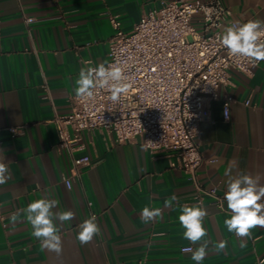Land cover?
Listing matches in <instances>:
<instances>
[{
    "label": "crops",
    "instance_id": "crops-1",
    "mask_svg": "<svg viewBox=\"0 0 264 264\" xmlns=\"http://www.w3.org/2000/svg\"><path fill=\"white\" fill-rule=\"evenodd\" d=\"M165 1L0 0V158L12 174L0 185V264H196L191 253L181 251L198 245L183 238L178 215L180 206L201 201L210 241L201 264H258L264 258V229H252L241 248L224 225L230 218L224 200L229 176L259 175L264 184V61L251 77L230 72L229 85L209 103V116L199 124L203 163L196 185L170 167L172 153H150L138 139L117 145L103 132L85 131L71 154L59 147L54 113L70 111L82 67L106 62L110 18L128 32L142 14ZM221 2L233 23L264 20V0ZM28 18L34 22L26 23ZM8 127L20 133L12 138ZM84 156L90 164L76 174L71 157ZM172 195L178 200L166 208L164 201ZM39 198L57 200L53 212L76 213L74 221H55L62 239L59 255L40 247L22 211ZM145 206L160 208L161 218L144 224L139 214ZM18 210L13 223L10 216ZM92 215L101 235L81 245L77 225ZM221 240L228 247L217 253L212 245Z\"/></svg>",
    "mask_w": 264,
    "mask_h": 264
},
{
    "label": "built area",
    "instance_id": "built-area-1",
    "mask_svg": "<svg viewBox=\"0 0 264 264\" xmlns=\"http://www.w3.org/2000/svg\"><path fill=\"white\" fill-rule=\"evenodd\" d=\"M229 18L221 0L161 2L142 14L128 32L111 17L113 34L105 65L120 67L130 87L117 103L110 100L107 89L96 90L91 99L74 96L70 111L54 113L52 119L59 147L71 154L85 131L103 132L117 145L134 139L141 146L151 141L143 149L172 153L170 167L183 171L196 185L195 174L203 163L197 142L199 124L209 116V103L220 87L229 85L230 72L251 77L258 65L230 56L221 45V28L233 23ZM230 103L229 99L223 103L227 117ZM6 130L12 138L20 133V128ZM71 158L76 174L90 164L86 156ZM208 194L214 197L215 190Z\"/></svg>",
    "mask_w": 264,
    "mask_h": 264
},
{
    "label": "clouds",
    "instance_id": "clouds-1",
    "mask_svg": "<svg viewBox=\"0 0 264 264\" xmlns=\"http://www.w3.org/2000/svg\"><path fill=\"white\" fill-rule=\"evenodd\" d=\"M26 23H33L32 18H28ZM220 43L227 49L228 54L237 58H248L258 64L264 61V20H248L247 22H234L223 30ZM89 64L91 61L88 62ZM127 77L123 70L115 65H105L99 63L97 67H82L78 78L75 79L74 92L78 99H91L96 90L107 89L110 92V100L113 103L119 102L123 93H126L130 87L125 81ZM225 118L227 119V115ZM151 141L145 142L146 145ZM230 171V170H229ZM228 175V173H226ZM12 178L8 166L4 159L0 158V185H4ZM259 175L239 174L235 177L229 176L227 180V190L224 194V200L227 202V209L230 218L224 220V225L229 233H234L240 239V247L247 246V239L251 238V230L255 228L264 229V184L260 183ZM70 187V185H69ZM178 197L172 195L164 201L166 208H171L173 201ZM58 205V201L48 198H39L30 202L23 213L26 221L31 225L32 236L40 242V247L49 252H55L58 255L62 252V239L55 221L61 223L74 221L76 213L71 209L67 211L53 212ZM21 210L14 212L10 220L15 223ZM162 210L160 208H149L145 206L139 218L144 224H149L161 218ZM208 216L207 209L203 207V201L194 205H183L179 207L178 221L183 229V238L197 247L182 248L184 253H191V259L196 264L206 258L209 253V243L207 239L208 232L204 227V220ZM78 232L76 239L81 245L93 241L97 235H101V229L96 221L95 215L85 219L77 225ZM212 247L217 253L227 250L228 241L221 240L213 243ZM264 264V261L261 262Z\"/></svg>",
    "mask_w": 264,
    "mask_h": 264
},
{
    "label": "rangeland",
    "instance_id": "rangeland-1",
    "mask_svg": "<svg viewBox=\"0 0 264 264\" xmlns=\"http://www.w3.org/2000/svg\"><path fill=\"white\" fill-rule=\"evenodd\" d=\"M196 30H197V31H200V29H199V28H196Z\"/></svg>",
    "mask_w": 264,
    "mask_h": 264
}]
</instances>
